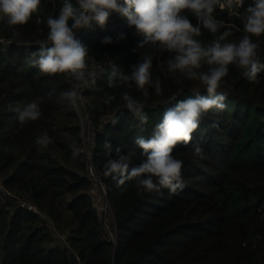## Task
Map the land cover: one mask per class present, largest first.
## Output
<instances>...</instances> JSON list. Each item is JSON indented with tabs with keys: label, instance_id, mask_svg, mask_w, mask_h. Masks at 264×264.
<instances>
[{
	"label": "trees",
	"instance_id": "16d2710c",
	"mask_svg": "<svg viewBox=\"0 0 264 264\" xmlns=\"http://www.w3.org/2000/svg\"><path fill=\"white\" fill-rule=\"evenodd\" d=\"M252 3L244 0L238 11L242 13ZM62 7L63 0H41L39 13L28 24L17 26L19 37H13L12 28L0 20V37L11 41L8 46L0 43V178L5 185L30 194L61 232L70 230L68 245L81 264H264V71L251 82L229 65V74L217 90L226 95L227 108L205 114L192 142L173 150L184 161L183 189L175 194L168 189L140 194L134 181L117 188L111 177L104 176L103 166L110 158L105 140L112 145V158L116 148L124 153L131 150L135 152L132 164H139L143 156L135 138H149L167 107L176 100L206 94L205 86L199 80L161 71L171 54L149 45L139 47L143 37L118 13L112 12L104 28L96 25L81 39L89 49V65L93 60L111 62L127 74L145 55H151L153 79L159 78L163 88L162 96L150 89L145 98L134 86L109 88L105 74L82 92L83 106L100 128L93 161L115 210L119 230L115 246L104 238L102 223L92 208L88 157L81 152L72 157L73 147H83L82 124L78 112L59 98L76 81L66 74H42L26 64L28 54L39 48L37 41L47 39V18L58 16ZM182 14L197 23L192 13ZM213 15L230 26L220 30L232 33L225 42H238L242 20L230 17L226 9L217 8ZM121 33L126 38L117 41ZM202 33L197 39L205 44L215 38L207 30ZM105 37L113 43H102ZM252 39L260 45L258 58L264 62V36ZM125 91L145 105L147 124L140 125L123 107L120 95ZM105 94L116 97L111 105L103 103ZM33 100H38L42 112L36 121L22 123L8 108ZM44 133L52 139L47 148L35 143ZM197 143L204 150L203 159L193 155L192 146ZM0 264L71 263L64 246L56 243L37 214L2 201Z\"/></svg>",
	"mask_w": 264,
	"mask_h": 264
},
{
	"label": "clouds",
	"instance_id": "9594fccd",
	"mask_svg": "<svg viewBox=\"0 0 264 264\" xmlns=\"http://www.w3.org/2000/svg\"><path fill=\"white\" fill-rule=\"evenodd\" d=\"M40 5L41 0H0V20L12 28L13 37H19L17 26L28 24L33 15L39 13ZM243 7L244 0H75V3L63 0L59 15L47 18L46 41H37L39 48L28 54L26 64L37 68L42 74H66L76 81L70 90L61 94L59 101L67 102L71 109L78 112L84 103L81 87L95 85L105 74L109 88L127 86L131 89L134 86L145 98L149 97L150 89L154 90L156 96H162L163 88L159 78L153 79L151 55H145L133 65L130 74L111 62L110 71L96 70L94 60L90 67L89 49L77 39V30L92 28L93 24L104 28L110 14L115 12L126 18L129 27L134 26L136 34L143 37L139 47L149 45L161 53L171 54L161 71L199 80L205 86L206 94L197 93L184 100H176L173 106L166 108L162 120L153 127L149 138H135L134 144L142 150L143 156L139 164H132L135 152L131 150L124 153L116 148V156L112 158V145L105 140L104 149L110 158L104 163L103 174L111 177L117 188L134 181L140 194L160 192L162 189L175 194L177 189L182 190L184 186V161L177 159L173 150L178 144L187 146L192 142L193 133L199 129L205 114L227 108L226 95L217 90L229 74V65L240 69L251 82L256 81L258 74L264 71V62L258 58L260 45L252 39L264 36V0H253L242 13L239 12ZM217 8L221 11L226 9L230 17L237 16L242 20L243 35L238 42H225L232 33L230 30L220 31L230 26L213 15ZM185 12L195 16V25L187 15L182 14ZM202 29L215 37L210 43L205 44L197 39L203 34ZM125 38L121 33L117 41ZM0 43L4 41L0 40ZM102 43L111 44L113 40L105 37ZM206 65L208 68L204 71ZM176 82L180 83V80ZM102 99L105 105H111L116 97L105 94ZM120 99L124 102L123 107L140 125L148 123L141 101L128 91L122 92ZM8 108L17 113L22 123L36 121L42 115L38 100L23 107L9 104ZM35 143L47 148L52 139L44 133L36 138ZM5 151L16 149L5 148ZM79 152L78 148L73 147L72 157L76 158ZM192 152L194 157L204 158L200 144H194Z\"/></svg>",
	"mask_w": 264,
	"mask_h": 264
},
{
	"label": "built area",
	"instance_id": "2783aa9c",
	"mask_svg": "<svg viewBox=\"0 0 264 264\" xmlns=\"http://www.w3.org/2000/svg\"><path fill=\"white\" fill-rule=\"evenodd\" d=\"M95 26L96 25L93 24L92 28L77 30V39L81 41V39H83ZM0 40L4 41L7 46L11 44V41L9 42L1 37ZM89 66L92 67L93 62ZM108 66V62L95 61V68L98 71H107ZM85 89L87 88L82 86L80 89L81 93ZM78 114L82 124L81 132L83 136V147L80 149V152L85 153L89 161L88 175L91 180L89 192L92 197V208L98 214L102 223L104 238L116 246L118 243L119 230L115 210L108 198L107 187L102 181L93 161V150L97 144V135L100 128L96 125L91 112H89L83 104L82 106L80 105ZM1 200L10 201L13 207L23 208L37 214L40 217L41 225L54 234L56 243L62 246L68 245L70 232H61L54 218L44 213L33 201L30 194L18 193L8 188L2 178H0V201Z\"/></svg>",
	"mask_w": 264,
	"mask_h": 264
},
{
	"label": "water",
	"instance_id": "95a60500",
	"mask_svg": "<svg viewBox=\"0 0 264 264\" xmlns=\"http://www.w3.org/2000/svg\"><path fill=\"white\" fill-rule=\"evenodd\" d=\"M64 250L68 254L71 264H81L79 256L69 245L64 246Z\"/></svg>",
	"mask_w": 264,
	"mask_h": 264
},
{
	"label": "rangeland",
	"instance_id": "374dc122",
	"mask_svg": "<svg viewBox=\"0 0 264 264\" xmlns=\"http://www.w3.org/2000/svg\"><path fill=\"white\" fill-rule=\"evenodd\" d=\"M0 202L2 203V200H1ZM3 202H4V201H3ZM69 231H70V230H69ZM69 231H68V232H69Z\"/></svg>",
	"mask_w": 264,
	"mask_h": 264
}]
</instances>
